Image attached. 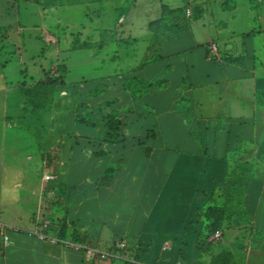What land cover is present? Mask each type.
I'll list each match as a JSON object with an SVG mask.
<instances>
[{
    "label": "crops",
    "instance_id": "1",
    "mask_svg": "<svg viewBox=\"0 0 264 264\" xmlns=\"http://www.w3.org/2000/svg\"><path fill=\"white\" fill-rule=\"evenodd\" d=\"M125 1L48 7L54 29L64 9L82 20L66 21L74 31L62 34L41 25L39 38L46 32L55 51L50 69L64 71L41 109H22L17 86L33 87L50 69L35 58L26 65L22 46L13 65L0 54V224L9 240L3 245L0 235V264H208L200 218L233 177L249 218L243 264H264V0L190 16L186 2L147 0L144 17L130 0V28L116 44L103 37L122 29L126 20L115 16ZM211 41L218 59L207 58ZM112 43V75L67 78L68 55L102 66L99 54ZM112 118L119 137L104 142ZM211 237L205 243L221 232ZM120 240L127 248L118 251ZM86 247L110 256L88 259Z\"/></svg>",
    "mask_w": 264,
    "mask_h": 264
},
{
    "label": "rangeland",
    "instance_id": "2",
    "mask_svg": "<svg viewBox=\"0 0 264 264\" xmlns=\"http://www.w3.org/2000/svg\"><path fill=\"white\" fill-rule=\"evenodd\" d=\"M20 0H0V54L5 57V61L8 64H14L15 54L19 46H22L24 50L23 61L26 65L32 62L31 59L35 58L32 63L37 64V68L43 65L45 69H50L51 63H54L55 52L53 46H47L45 39L49 38L47 33L44 32V37L39 38V32L41 25H44V29L50 32L59 31L61 34L64 31H74V29L66 30L65 22H81L82 18L79 11L70 13V10L75 9H65L63 10V16L65 18L64 23L59 25V29H54L53 21L54 18L51 15V11L48 9L49 6L67 4L77 0H29L39 3V5H30L20 2ZM88 1V0H85ZM183 5L185 2L188 5V9H193L196 13H214L217 11H232L237 7L236 0H177ZM147 0H138L137 6L134 9V14L140 17H144V4ZM158 2V0H154ZM19 3V4H18ZM89 5V9H92ZM250 7L253 9L254 2L250 0ZM78 8V7H73ZM95 8V7H94ZM108 8L104 6V9ZM47 11H43V10ZM80 10V9H78ZM110 11H106L108 13ZM66 14V15H65ZM119 15V16H118ZM121 15V17H120ZM94 17V16H93ZM122 19L126 20L122 23L121 27H117L114 31V35L107 34L103 38L110 41L112 39H117V37L126 39V36L121 33L126 26L130 28V0H126L124 5H122V11L116 13V20ZM107 18V17H106ZM111 18V17H110ZM43 20V21H42ZM115 20V21H116ZM17 21L22 27H25L23 32H20ZM112 21L107 18L106 24H110ZM44 23V24H43ZM84 24H88V21H84ZM114 25V24H113ZM120 26V24H117ZM36 27V28H35ZM117 35V36H116ZM38 38H36V37ZM45 38V39H44ZM116 44V40L114 41ZM122 43V42H120ZM112 43L99 54V57L105 56V64L99 66V61L88 60L84 55L85 53H73L66 57L65 64L69 67L67 78H76L81 75L86 76L88 79H93L101 75H112L115 71V62H108L107 58L113 55V51L117 50V45ZM120 47H125L126 44L119 45ZM118 46V47H119ZM121 49V48H120ZM119 49V51H120ZM121 54V51L120 53ZM118 54V55H119ZM18 55V54H17ZM67 55V54H66ZM63 55L62 57H65ZM87 60V62H86ZM86 64V65H84ZM91 66H97L99 69L91 70ZM60 67L55 66L47 71L44 75L45 77H59ZM119 73V72H118ZM28 80V78H27ZM21 85V84H20ZM17 87V93L20 94L22 99L26 100L21 106L22 109H32L35 107L33 99L25 97V93H30L32 87L20 86ZM67 94L73 97L72 90L68 89ZM62 89L58 87L56 90L57 95L63 94ZM63 99L62 101L68 102L69 98ZM72 102L68 103L66 106L73 112ZM113 143V141L109 142ZM105 153V152H104ZM202 212V219L204 225V231L201 235V243H204V253L209 259L208 264H243L244 254L246 250V245L248 242V229L245 228L246 224L249 222V218L242 213L240 205V192L234 181H225L220 187H218L212 194L210 201L205 205ZM220 231L222 238L215 243L207 244L205 243V238L209 234Z\"/></svg>",
    "mask_w": 264,
    "mask_h": 264
},
{
    "label": "trees",
    "instance_id": "3",
    "mask_svg": "<svg viewBox=\"0 0 264 264\" xmlns=\"http://www.w3.org/2000/svg\"><path fill=\"white\" fill-rule=\"evenodd\" d=\"M79 1H82V0H77V1L70 2V3H76ZM59 70H60V73L64 72L62 68H59ZM61 84L62 83H61L60 76L59 77H46L44 80L38 81L31 88L30 93H25L24 96L28 97L29 99H33L31 101L34 102L35 107L32 109H41L46 105L48 98L55 91L56 87ZM118 125L119 124L116 119L112 118L107 121L105 125L107 128V134H106V138L104 139V142H111V141L114 142L118 139L119 137V133H118L119 126ZM231 180L234 181L237 187L239 188L238 181H236L234 177ZM214 233H212V235ZM207 236H209V234Z\"/></svg>",
    "mask_w": 264,
    "mask_h": 264
},
{
    "label": "built area",
    "instance_id": "4",
    "mask_svg": "<svg viewBox=\"0 0 264 264\" xmlns=\"http://www.w3.org/2000/svg\"><path fill=\"white\" fill-rule=\"evenodd\" d=\"M185 14H186V16H190V10L188 8L186 9ZM207 51H208L207 58L209 60L218 59V46L216 43H214L213 41L209 42L207 45ZM0 235L3 238L2 244L3 245L9 244V240H8L7 236L5 235V228L1 224H0ZM37 237L40 240H47L51 243L59 242V240L45 236L43 234H37ZM219 238H220V232H215L209 240L214 241V240H218ZM74 247H75V249H79V246L75 245ZM115 248L118 251L126 249L127 248L126 241L125 240L118 241L115 244ZM169 248H170L169 244H165L163 246L164 250H167ZM82 249L84 250V254H85L86 258L91 259V260L105 259L108 256H110L107 252L100 251V250H97V249L92 248V247H86V248H82Z\"/></svg>",
    "mask_w": 264,
    "mask_h": 264
}]
</instances>
